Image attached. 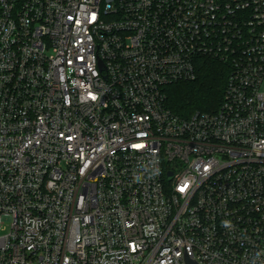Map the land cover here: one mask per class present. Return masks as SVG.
Here are the masks:
<instances>
[{"label":"built area","instance_id":"2783aa9c","mask_svg":"<svg viewBox=\"0 0 264 264\" xmlns=\"http://www.w3.org/2000/svg\"><path fill=\"white\" fill-rule=\"evenodd\" d=\"M187 258L264 264V0H0V264Z\"/></svg>","mask_w":264,"mask_h":264},{"label":"trees","instance_id":"16d2710c","mask_svg":"<svg viewBox=\"0 0 264 264\" xmlns=\"http://www.w3.org/2000/svg\"><path fill=\"white\" fill-rule=\"evenodd\" d=\"M225 82L226 67L217 61H205L197 80L171 87L170 107L175 113L185 117L197 110L212 111L213 106L217 109L219 105L216 107V104L222 99Z\"/></svg>","mask_w":264,"mask_h":264},{"label":"water","instance_id":"95a60500","mask_svg":"<svg viewBox=\"0 0 264 264\" xmlns=\"http://www.w3.org/2000/svg\"><path fill=\"white\" fill-rule=\"evenodd\" d=\"M186 261H187V264H199L197 261H194L190 258H187Z\"/></svg>","mask_w":264,"mask_h":264},{"label":"rangeland","instance_id":"374dc122","mask_svg":"<svg viewBox=\"0 0 264 264\" xmlns=\"http://www.w3.org/2000/svg\"><path fill=\"white\" fill-rule=\"evenodd\" d=\"M170 91H171V87H170V89H169ZM220 103L219 102H217V104H216V107H217V105H219ZM215 106H213L212 107V109L211 110H214L215 108H214ZM214 108V109H213Z\"/></svg>","mask_w":264,"mask_h":264}]
</instances>
